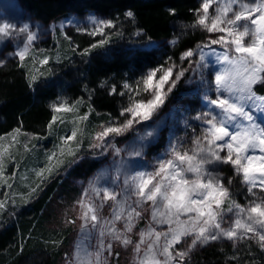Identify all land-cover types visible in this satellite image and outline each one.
Masks as SVG:
<instances>
[{
	"label": "snow or ice",
	"instance_id": "1",
	"mask_svg": "<svg viewBox=\"0 0 264 264\" xmlns=\"http://www.w3.org/2000/svg\"><path fill=\"white\" fill-rule=\"evenodd\" d=\"M169 11L174 14V9ZM195 14L193 24L181 27H198L214 35L195 49L181 53V64L187 62L188 67L177 65L168 57L165 64L149 69L134 82L124 81L123 91L119 93L128 97L127 106H122L120 111L123 120L110 119L90 134V149L100 150V155L111 151L117 157L126 150L118 147L114 139L136 130L137 125L145 128L137 136L139 146L127 151L129 159L113 160L114 174L108 169L98 173L75 201L74 206L79 208L78 219L82 221L81 239L76 243L77 251L66 264H108L104 254L113 255L116 245H132L136 264H187L195 248L222 240L231 242L233 248H238L241 242L254 241L264 251V122H258L256 115H264V95L254 90L256 85H264V0H202ZM124 16L135 24L133 11H126ZM66 23L78 32L103 37L85 49V55L110 43L112 36L123 35L118 19L89 14L85 22L72 18ZM64 26L62 22L61 28ZM14 30L25 35L23 46L14 53L23 62L38 35L29 24L18 27L4 22L0 23V38L10 37ZM141 34L142 29L133 33L135 36ZM177 42L178 38L170 41L172 45ZM47 63L48 57L40 60L41 65ZM210 65H215L208 73L211 79L205 75ZM189 70L193 75L187 82L197 83L203 101L201 110L191 117L199 122V131L193 128L191 145L188 146L183 137L170 139L167 150L156 157L150 168L130 167V162L135 163L131 158H142L144 142L155 135L156 129L146 122L165 105ZM35 79L33 76L32 80ZM109 94H116L115 86ZM75 110L76 104L53 105L54 113ZM57 119L53 115L48 124L50 131ZM87 120L88 113L79 116L73 121L71 133L60 137V155L53 152L47 157L49 165L36 172L41 183L47 179L45 173L50 176L64 163L65 146H68L66 154L74 158L69 164L76 162L81 146L79 137L85 132L80 124ZM183 123L190 126L187 119ZM14 131L20 132L19 129ZM13 141H16L15 136ZM70 142L75 143L74 148ZM25 150H28L27 145ZM7 151L0 146V177L4 173ZM223 165L230 166L233 171L226 183L219 170ZM236 177L246 188L245 204L237 202L231 191ZM39 187L38 184L32 188L29 195ZM106 205L109 216L102 214ZM6 207L7 201H0V213ZM146 213L149 214L147 223L135 232L139 239L133 240L132 234ZM66 222L74 224L76 221ZM118 223L122 227H118ZM162 225L167 228L158 229L157 226ZM93 235L97 243L94 251H87L82 247L83 240ZM248 254L251 255L250 246ZM229 259L238 260L239 257L234 255Z\"/></svg>",
	"mask_w": 264,
	"mask_h": 264
},
{
	"label": "trees",
	"instance_id": "2",
	"mask_svg": "<svg viewBox=\"0 0 264 264\" xmlns=\"http://www.w3.org/2000/svg\"><path fill=\"white\" fill-rule=\"evenodd\" d=\"M20 1L24 10L38 23L47 24L69 15L84 17L92 13L118 19V28L123 33L112 36L104 47L92 49L82 56L77 55V48L72 49L70 43L63 42L61 54L55 56V60L50 59L57 64L50 62L44 69L36 68L28 60L0 68V139H9L7 146L11 145L5 152L0 190L13 187L19 194L24 193L18 196L17 200H21L17 206L11 208L7 203L6 208H10V212L5 208L0 213V264H58L68 230L46 227L47 220L41 211L57 187L60 176L73 164L69 161L74 158H62L64 163L50 176L45 173L47 179L42 183L36 172L46 168L48 152H58L60 132L73 128L74 124L66 122L65 128H57L53 124L50 131L48 124L54 115L51 104L62 97L76 104L74 116L88 113L83 135L92 132L95 125L115 114L123 101L118 97L119 89L112 95L101 91L102 80L119 85L121 77L125 76L131 81L135 75H143L162 64L163 56L170 55L176 60L183 49L198 44L201 33L192 27H181L196 20L198 0ZM170 9H174V14H170ZM128 10L135 14V24L124 16ZM137 29L143 30L139 39L133 35ZM177 38L178 42L170 50H167L169 45L162 48V44ZM87 46L84 44L82 48L87 49ZM53 53L49 51V55ZM182 83L176 85L173 94L181 90ZM254 90L258 95H264V85L258 84ZM16 129L20 130L18 134L14 131ZM13 136L16 137L15 142ZM25 145L28 146L27 151ZM88 155L87 150L80 149L75 160ZM89 169L93 167L89 166ZM38 184L37 191L29 195ZM249 246L251 255L248 254ZM198 252L189 255L191 264H264V254L252 241L241 242L238 248H233L232 243L209 245ZM234 255L239 259H229Z\"/></svg>",
	"mask_w": 264,
	"mask_h": 264
},
{
	"label": "rangeland",
	"instance_id": "3",
	"mask_svg": "<svg viewBox=\"0 0 264 264\" xmlns=\"http://www.w3.org/2000/svg\"><path fill=\"white\" fill-rule=\"evenodd\" d=\"M202 3V0H198V8L200 7V4ZM213 9L210 8V12H212ZM92 14V13H89ZM87 14L84 17H78L74 15H69L65 17L58 18L57 20L42 24L34 21V19L31 17L29 13H27L24 10V7L21 5L20 0H0V23L9 22L16 26H23L24 24H29L32 31L36 32L38 35V39L35 40L32 44L31 51L29 55L25 58V60H28L27 62H30L33 66H35L38 69H44L46 66L50 64H57L56 61H51V57L53 60H55V56L58 57L59 53L61 54L60 48L66 43L71 44L72 49L77 48V55L82 56L84 53V50L86 48H82L83 45H88L87 48L90 47L91 44L96 43L98 40L102 39L101 36H90L86 33L78 32L76 28L73 25H68L66 23L67 19H78L81 22L86 21V17L89 15ZM100 18L108 19L101 15L92 14ZM64 22L65 26L61 28V23ZM197 30L198 33H201V39L199 40L198 44L202 41H206L210 35L205 31H203L200 28H193ZM112 31V30H107ZM69 37L70 39H66L65 37ZM139 36H135V39H139ZM25 39L24 34H20L17 31H13V34L10 37L7 38H0V68L3 67L6 64H10L12 62L21 63L18 57L14 55L15 51L18 50L20 47L23 46V40ZM88 41V42H87ZM65 42V43H63ZM77 45H74V43ZM81 44V47H79ZM196 44L191 49H195ZM169 45V46H168ZM167 47V50H170L172 44L170 42H167L165 44H162V48ZM159 47V46H158ZM192 47V46H191ZM217 48V50H220L218 46H214ZM190 49V48H189ZM187 50L183 49V51ZM49 51H53L54 53L52 55H49ZM169 53V51H167ZM161 54L164 55V52ZM181 55V54H180ZM170 55L163 56L161 58L162 64H165V61L168 60V57ZM44 57H48V63L47 64H40V60ZM172 58V57H171ZM24 60V61H25ZM177 65H180L182 67L187 68L188 64L187 62H183L181 64L180 56L178 59L174 60L172 59ZM158 64V65H162ZM157 65V66H158ZM156 66V67H157ZM167 66V65H165ZM152 67V68H156ZM215 65H210L209 69L205 70V75L208 76V73L213 70ZM178 70V69H177ZM193 74L189 70L185 73V76L181 78V80L177 83V85L183 81L181 87V90L177 94L171 93L165 103V105L159 110V112L152 118L151 121L146 122L147 125L150 128H155L156 132L154 137L149 138L144 142L143 147V157L142 158H131L132 161H135V163L130 162V167L141 169V168H150L152 164L154 163L156 157L162 155L168 148L170 139H175L177 137H183L187 141V145H191V137L193 135V128H196L197 131H199V122L193 121L191 119L192 116L196 115L198 111L201 110L203 101L200 99V92L197 87V83H188L189 77H191ZM142 74L135 75L134 79H131V81L127 80L128 78L125 76L121 77V82L119 85H117L115 82L102 80L101 85V91H107L108 94L110 93L113 86L116 87V90L119 89V91H123L122 84L124 81H128L129 83L134 82L136 79H138ZM209 79H211V76H208ZM110 95V94H109ZM211 95L214 97L215 93H211ZM118 97L123 100L120 105L117 106L115 114L110 115V119L122 121L123 117L120 116V111L122 106H127L128 103V97L120 96L118 93ZM67 102L63 97L59 100L55 101L51 104V108L53 111V105ZM71 105L70 101L67 102ZM58 117L56 123L54 124L57 128L64 127V123L71 122L77 120V118L80 115L74 116L73 112H60V113H53ZM259 117L258 122H264V115L262 114H256ZM187 119L189 127H186L183 121ZM61 120L63 123H61ZM99 122L97 125L94 126V129L92 132L90 131L89 134L86 136L83 135L79 137L81 141L80 149L87 150L89 152V155L84 157H80L78 160H76L75 163H73L71 166H69L68 170L64 172L60 176V180L58 181L57 187L54 189L52 194L50 195L49 199L47 200L43 210L41 211V215L46 218V227L53 228V229H66L68 230V234L66 237V243L64 244L62 255L60 257L58 264H66V261L74 256V253L77 251L76 249V243L78 240L81 239V233H80V224L82 221L78 219L79 216V208L78 206H74L75 201L80 196V194L83 192V189L88 186L89 181L94 178L98 173L101 171L108 169L110 171V174H114L112 172V164L113 160H119L121 158H124L128 160L127 157V151L131 150L133 146H139V141L137 140L138 134H142L145 131V128L141 127L140 125L136 126V130L130 131L128 133H125L124 136L116 137L114 139V143L126 151L122 152L120 156L114 157L111 154V151L100 155V150L93 151L89 148L90 144V134L94 133L96 130H98V126L107 122ZM87 122L84 121L81 123V127H84V124ZM65 128V127H64ZM72 128L64 130V132H60L59 137L66 136L71 133ZM60 145L61 140L59 138ZM9 143V139L1 138L0 139V146H3L4 148L10 149L7 145ZM59 145V146H60ZM70 145L74 148L75 143L70 142ZM67 147L65 146V155L62 157L68 156L67 153ZM59 149V147H58ZM48 155L51 153H47ZM47 155V157H48ZM57 155L59 156V150L57 152ZM46 157V167L49 165V161ZM80 161V162H79ZM55 164V161L52 162ZM89 166H92L93 169L90 170ZM225 177V183L227 182L226 178L228 176L233 175V171L230 166L223 165L219 169ZM110 179V177H109ZM122 182V178H121ZM14 191V192H13ZM231 191L234 194V198L237 200V202L241 204H245L247 202L246 200V188H243L240 184L239 177H236L234 180V184L231 186ZM20 192H16L13 187L10 189L8 187L3 188L0 190V201H7V203L10 204L11 208L14 206H17L16 203L20 202V200H17ZM13 201L15 202L13 204ZM10 212V208H6V211ZM104 216H109V206L106 205L103 213ZM149 218V214H145V219L140 220L137 224L136 229L134 230V233L132 234L133 240H138L139 237L135 235V232H138L141 228H144L147 220ZM75 220L76 222L74 224L67 223V220ZM227 219V217H226ZM118 227H122V224L118 223ZM158 229H166L167 225L157 226ZM190 242V239H189ZM254 242V241H252ZM97 243V240L95 236L91 239H85L83 240L82 247L85 248L87 251H94L95 245ZM231 242L222 240V241H215L211 242L210 244L206 245H221V244H229ZM254 244H256L254 242ZM257 245V244H256ZM183 246V245H182ZM258 246V245H257ZM203 247H197L195 248L191 254L199 253L198 250H202ZM261 251V250H260ZM113 255H108L107 252H105V257L107 258L108 264H136L135 260V253L133 252V246L129 245L128 247H124L122 245H116L113 248ZM115 253H119L118 256L115 255ZM261 253L264 254V251H261ZM84 254L83 252L81 253ZM187 264H191L189 262V258L187 260Z\"/></svg>",
	"mask_w": 264,
	"mask_h": 264
},
{
	"label": "bare ground",
	"instance_id": "4",
	"mask_svg": "<svg viewBox=\"0 0 264 264\" xmlns=\"http://www.w3.org/2000/svg\"><path fill=\"white\" fill-rule=\"evenodd\" d=\"M80 162V161H79Z\"/></svg>",
	"mask_w": 264,
	"mask_h": 264
}]
</instances>
